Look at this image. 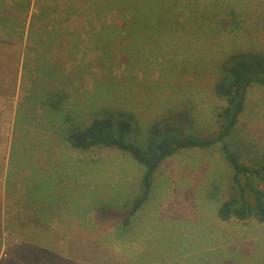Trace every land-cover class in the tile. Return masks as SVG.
Here are the masks:
<instances>
[{"label": "rangeland", "instance_id": "rangeland-1", "mask_svg": "<svg viewBox=\"0 0 264 264\" xmlns=\"http://www.w3.org/2000/svg\"><path fill=\"white\" fill-rule=\"evenodd\" d=\"M236 55L264 58V0H0V262L34 226L57 264H264V221L218 217L233 186L220 145L166 160L146 191L130 156L64 140L111 118L143 146L176 115L214 138ZM227 143L248 166L264 155V86Z\"/></svg>", "mask_w": 264, "mask_h": 264}, {"label": "trees", "instance_id": "trees-1", "mask_svg": "<svg viewBox=\"0 0 264 264\" xmlns=\"http://www.w3.org/2000/svg\"><path fill=\"white\" fill-rule=\"evenodd\" d=\"M252 63H257L258 67H253ZM253 84L264 86V58L233 56L231 66L225 69L215 86L216 95L227 105L218 116L219 130L214 138L196 139L187 136L188 122L185 116L176 115L163 118L154 125L143 146L132 141L133 130L129 121L111 118L96 119L86 127L71 125L66 130L64 140L77 152L106 147L130 156L144 169L142 183L145 189L154 180L160 166L181 151L207 150L220 145L221 157L231 171L233 186L230 198L218 210L219 219L228 222L235 217L240 220L256 218L264 221V155L254 166H248L241 162L239 154L227 143L243 112L245 93ZM53 97L49 98V105L57 112L58 104L64 97H57L56 101L52 100ZM143 202V198L134 201L132 209L124 218L125 227L130 226L131 219ZM21 233L23 237L20 244L15 245L9 258L0 264H57L59 258L51 254L47 246H42L44 234L41 231L34 226H25Z\"/></svg>", "mask_w": 264, "mask_h": 264}]
</instances>
